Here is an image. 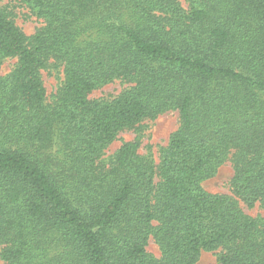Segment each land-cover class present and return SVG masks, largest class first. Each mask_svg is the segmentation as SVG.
Instances as JSON below:
<instances>
[{
  "label": "trees",
  "instance_id": "trees-1",
  "mask_svg": "<svg viewBox=\"0 0 264 264\" xmlns=\"http://www.w3.org/2000/svg\"><path fill=\"white\" fill-rule=\"evenodd\" d=\"M17 1L42 26L0 10V264H264V218L239 208L264 210V0ZM166 112L157 164L137 140L104 158ZM227 161L231 196L203 191Z\"/></svg>",
  "mask_w": 264,
  "mask_h": 264
},
{
  "label": "rangeland",
  "instance_id": "rangeland-1",
  "mask_svg": "<svg viewBox=\"0 0 264 264\" xmlns=\"http://www.w3.org/2000/svg\"><path fill=\"white\" fill-rule=\"evenodd\" d=\"M177 1L183 7L187 6L185 0ZM0 10L8 13L14 23L27 36H31L42 26V21L36 18L26 6L17 0H0ZM13 64L14 60H5L2 65V74L8 73ZM41 79L46 90L47 100L52 101V97L55 95L62 81V69H55L49 66L46 70L41 71ZM126 87L127 85L116 80L93 91L89 98L109 100L120 95ZM178 125V114L176 112H166L154 120H144L137 129L119 133L115 141L105 149L104 158L112 156L123 143L137 140L139 143V155L151 157L154 163L157 164L159 149L167 145L170 135L177 130ZM232 175L231 164L227 161L217 169L212 178L201 183V188L209 194L231 196L230 180ZM239 208L245 215L251 218H264V210L258 205L249 209L244 204L239 203ZM147 251L155 258H158L160 255L152 239L148 242ZM218 253L219 250L201 252L195 264H218Z\"/></svg>",
  "mask_w": 264,
  "mask_h": 264
}]
</instances>
